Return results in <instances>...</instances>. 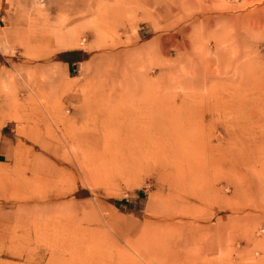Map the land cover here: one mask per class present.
Returning a JSON list of instances; mask_svg holds the SVG:
<instances>
[{
  "label": "rangeland",
  "instance_id": "rangeland-1",
  "mask_svg": "<svg viewBox=\"0 0 264 264\" xmlns=\"http://www.w3.org/2000/svg\"><path fill=\"white\" fill-rule=\"evenodd\" d=\"M0 264H264V0H0Z\"/></svg>",
  "mask_w": 264,
  "mask_h": 264
},
{
  "label": "bare ground",
  "instance_id": "bare-ground-1",
  "mask_svg": "<svg viewBox=\"0 0 264 264\" xmlns=\"http://www.w3.org/2000/svg\"><path fill=\"white\" fill-rule=\"evenodd\" d=\"M113 98H115V97L112 94H110L108 96L109 103L113 104V101H114ZM111 104L110 105H104L102 107L97 106L95 108L89 107V106L83 107V108L80 107V108L76 109L75 112L72 113L75 115H69L67 112L65 113L64 110L60 111L62 114V117H64V120H63L64 121V124H63L64 127L65 128L74 127L73 131H69L68 129H66V135L69 134V132H71V134H70L71 139H67L65 141L68 142L69 140H71L81 147L82 151L79 154H76V156H77V161L82 168L81 171L84 174H87L90 171L94 175L95 170H93V169H94V167H97V166H95V164H93V162L97 161V160H102V159L104 160L103 162H105L106 159H109L112 156L114 157V154H118L122 158H126V159H128V158L131 159V158H135V157H141V158L147 157V159H146L147 162L153 161L154 158L156 157L157 150L149 149L147 146H144V145L135 146L133 144L127 143L126 140L122 142V138H121L122 135H119V133H114L113 131H110L108 127L106 129V125H107L106 121L98 122L99 120H101L100 118L104 117V114L106 112L110 111L111 109L113 110V108L115 106H113ZM69 116L75 117L76 119H80V118L84 119L85 121H87L89 123H93V126H90L88 128L83 127L80 130L78 128L76 129L75 124H70V123H73L74 121L69 120V118H70ZM125 138H128V136L125 135ZM61 146H64V148L66 146V143L63 140L61 141ZM67 146H69V144ZM149 155H151L153 158H151ZM74 157H75V155H74ZM115 159H117V158H115ZM157 161L158 160H156V162H155L156 164H157ZM103 162H101V163H103ZM93 165H94V167H93ZM112 166L113 165H111V167ZM160 166L162 169H164V167L167 168V165L165 163H162L161 161H160ZM102 167L106 168L107 166L103 165ZM111 167L109 166L108 169H110ZM59 169L62 171L66 170V172L68 173L71 171L70 169H73V168L67 162V163L63 164L62 166H60ZM123 171H124V168H123ZM54 172H55V174H53ZM58 172L59 171H57V170L54 171L53 168H48V166H46V170H44V174L46 176H48V178L57 177L58 175H60V174H58ZM102 172L104 174V171H102ZM120 174H121V172H120ZM105 175L103 177H105ZM97 176H98V174H97ZM116 176L117 175L110 173V175L108 177H106L108 184H110L111 181H114L117 178ZM61 179H62V177L59 179L56 178V182H58ZM90 181H92V180H90ZM44 185H45V183H44ZM45 187H47V186H45ZM45 196H46V194H45ZM63 197L68 198L66 193H61L60 191L54 193V195L51 194V198L49 197L50 198L49 201H51V203L49 204L50 206H48V207H53L52 204H55V203L57 204Z\"/></svg>",
  "mask_w": 264,
  "mask_h": 264
}]
</instances>
